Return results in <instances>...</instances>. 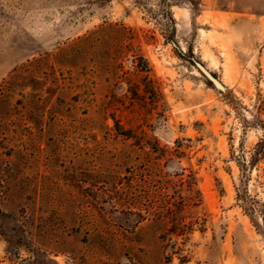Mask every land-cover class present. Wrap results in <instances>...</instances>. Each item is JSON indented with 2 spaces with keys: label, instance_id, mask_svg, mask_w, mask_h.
<instances>
[{
  "label": "rangeland",
  "instance_id": "obj_1",
  "mask_svg": "<svg viewBox=\"0 0 264 264\" xmlns=\"http://www.w3.org/2000/svg\"><path fill=\"white\" fill-rule=\"evenodd\" d=\"M262 140L264 0H0V264H264Z\"/></svg>",
  "mask_w": 264,
  "mask_h": 264
},
{
  "label": "water",
  "instance_id": "obj_2",
  "mask_svg": "<svg viewBox=\"0 0 264 264\" xmlns=\"http://www.w3.org/2000/svg\"><path fill=\"white\" fill-rule=\"evenodd\" d=\"M195 64L201 70V72H203L209 78V80L212 82V84L215 87L223 89V85L221 84V82H219L217 79H215L214 76L212 75V73L209 72L201 63L195 62Z\"/></svg>",
  "mask_w": 264,
  "mask_h": 264
},
{
  "label": "trees",
  "instance_id": "obj_3",
  "mask_svg": "<svg viewBox=\"0 0 264 264\" xmlns=\"http://www.w3.org/2000/svg\"><path fill=\"white\" fill-rule=\"evenodd\" d=\"M264 149V140H262L260 143L257 144L255 153L253 154L254 160L258 159L260 155L262 154Z\"/></svg>",
  "mask_w": 264,
  "mask_h": 264
}]
</instances>
